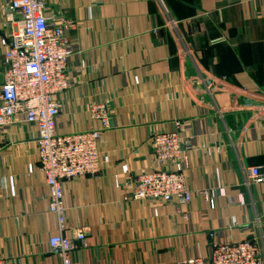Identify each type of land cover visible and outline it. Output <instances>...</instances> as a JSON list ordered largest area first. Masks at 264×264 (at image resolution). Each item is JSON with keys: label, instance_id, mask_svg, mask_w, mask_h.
<instances>
[{"label": "crops", "instance_id": "0c3cea01", "mask_svg": "<svg viewBox=\"0 0 264 264\" xmlns=\"http://www.w3.org/2000/svg\"><path fill=\"white\" fill-rule=\"evenodd\" d=\"M9 1L0 0V85L13 29ZM47 2L54 18L75 23L56 132L98 129L88 114L93 103L107 102L112 113L98 144L100 172L64 185V236L76 243L71 264H177L243 240H255L264 258V0ZM175 130L188 148L192 201L156 215L132 199L131 182L157 168L152 138ZM36 136L25 122L0 131L6 264L61 263L48 246L59 226ZM251 168H260L261 182H250Z\"/></svg>", "mask_w": 264, "mask_h": 264}, {"label": "built area", "instance_id": "2783aa9c", "mask_svg": "<svg viewBox=\"0 0 264 264\" xmlns=\"http://www.w3.org/2000/svg\"><path fill=\"white\" fill-rule=\"evenodd\" d=\"M4 10L13 29L0 85V131L18 122L36 129L39 170L49 192V213L59 226V233L49 238L48 246L60 256V264H71L70 254L76 243L64 236V185L100 172L98 144L110 129L112 113L107 102L93 103L88 114L98 123V129L58 134L61 97L70 89L67 65L74 54L68 33L74 30L75 23L66 16L54 18L47 0H10ZM187 150L179 131L156 134L151 153L157 168L133 176L132 199L146 203L156 215L172 202L190 204L192 192L184 176L189 165ZM122 171L128 174V166H123ZM248 175L251 183L262 180L260 168H251ZM85 239L84 230H79L76 241L84 243ZM0 264L6 263L0 260ZM177 264H264V258L255 240H243L215 244L209 258H188Z\"/></svg>", "mask_w": 264, "mask_h": 264}]
</instances>
